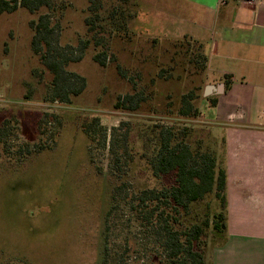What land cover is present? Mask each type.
<instances>
[{
  "label": "rangeland",
  "instance_id": "1",
  "mask_svg": "<svg viewBox=\"0 0 264 264\" xmlns=\"http://www.w3.org/2000/svg\"><path fill=\"white\" fill-rule=\"evenodd\" d=\"M102 2L104 20L117 11L109 38L116 61L100 67L92 43L82 61L69 64L68 72L86 80L71 103L47 98L52 75L32 51L30 24L46 11L32 15L20 8L0 16V128L7 124L11 133L0 143V264H102L106 246L110 264H119L123 254L124 264H158L161 250L154 236L139 226L129 204L113 198L123 183L128 187L122 197L159 186L141 158L140 134L149 126L188 128L192 141L217 151L219 166L225 168L221 125L226 121L222 115L217 119L204 94L199 117L178 115L182 96L209 82L192 64L204 46L170 33L194 27L195 4ZM55 3L57 44L76 48L90 39L84 22L89 0ZM122 12L127 27L119 29ZM105 27L112 29L109 22ZM119 66L136 80L137 91L119 74ZM138 92L145 99L138 111L116 108L119 97ZM87 127L92 140L84 132ZM210 204L213 212L220 210L214 197Z\"/></svg>",
  "mask_w": 264,
  "mask_h": 264
},
{
  "label": "trees",
  "instance_id": "2",
  "mask_svg": "<svg viewBox=\"0 0 264 264\" xmlns=\"http://www.w3.org/2000/svg\"><path fill=\"white\" fill-rule=\"evenodd\" d=\"M55 4V0H0V16L12 14L20 8L32 15L46 11L30 24L34 31L32 51L52 75L47 98L71 103L72 97H79L84 91L86 80L68 72L69 64L82 61L92 43L97 51L93 57L96 64L105 68L108 62L116 61V57L110 52L109 38L113 34V28H116L117 11L112 12L108 20H104L101 13L102 0H89L88 16L84 22L90 39L80 40L76 48L65 49L57 44L55 38L56 29L52 18ZM121 18L124 23L121 25L117 21V24L119 29H124L127 27L128 18L123 12ZM106 22L112 26L109 31L105 27ZM184 41L192 44L195 40L185 37ZM75 52H78L77 56ZM207 62L208 57L201 50L192 64L197 65L201 74H205ZM118 71L137 91L136 80L130 78L120 66ZM162 75L163 71L160 76ZM224 83L228 89L230 83ZM204 90L205 87L199 86L183 95L178 115L188 119L199 117L201 111L198 101L203 97ZM205 99L210 102L211 107L217 106V98ZM144 101L141 92L127 94L119 97L116 108L136 112ZM91 127L84 129L90 140ZM7 128V124L0 128V143L11 135ZM192 136V131L188 128L149 126L148 131L140 134L141 158L149 167L153 178L159 182V186L141 189L131 196L123 197L128 184L123 183L114 191V200L120 196L129 204L139 226L154 236L158 243L157 249L161 250L158 264H208L209 252L226 242L227 172L224 167L219 166L217 151L201 148L192 141ZM26 146L30 149V146ZM123 155H128L127 150ZM126 158V163L133 160L130 155ZM114 161L117 162V157ZM213 197L220 203V210L216 212H213L210 204ZM125 257V254L120 257L119 264L125 263ZM102 264H110L107 246L103 250Z\"/></svg>",
  "mask_w": 264,
  "mask_h": 264
},
{
  "label": "crops",
  "instance_id": "3",
  "mask_svg": "<svg viewBox=\"0 0 264 264\" xmlns=\"http://www.w3.org/2000/svg\"><path fill=\"white\" fill-rule=\"evenodd\" d=\"M191 1L194 27L174 28L171 36H190L202 44L208 57L206 86H225L222 95H214V108L217 119L222 115L226 121L221 126L228 232L208 259L210 264H264V0L256 5Z\"/></svg>",
  "mask_w": 264,
  "mask_h": 264
},
{
  "label": "water",
  "instance_id": "4",
  "mask_svg": "<svg viewBox=\"0 0 264 264\" xmlns=\"http://www.w3.org/2000/svg\"><path fill=\"white\" fill-rule=\"evenodd\" d=\"M224 84L208 85L204 90V98H209L214 95H222L224 93Z\"/></svg>",
  "mask_w": 264,
  "mask_h": 264
},
{
  "label": "built area",
  "instance_id": "5",
  "mask_svg": "<svg viewBox=\"0 0 264 264\" xmlns=\"http://www.w3.org/2000/svg\"><path fill=\"white\" fill-rule=\"evenodd\" d=\"M238 1L247 5H256L259 2V0H238Z\"/></svg>",
  "mask_w": 264,
  "mask_h": 264
}]
</instances>
